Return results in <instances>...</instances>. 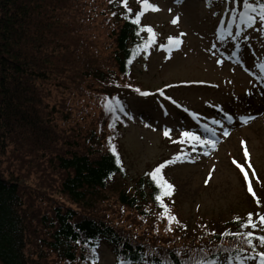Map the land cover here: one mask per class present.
Returning <instances> with one entry per match:
<instances>
[{"label": "trees", "instance_id": "trees-1", "mask_svg": "<svg viewBox=\"0 0 264 264\" xmlns=\"http://www.w3.org/2000/svg\"><path fill=\"white\" fill-rule=\"evenodd\" d=\"M127 6L129 19L109 0H0V264H97L102 246L116 264L216 263L264 251L260 235L240 227L264 212L259 178L248 210L212 225L200 216L191 224L174 193L163 197L179 221L171 231L145 175L153 169L128 179L118 124L128 98L140 96L134 67L157 36L134 55L148 34L136 35ZM106 97L123 111H105ZM248 230L254 250L230 235Z\"/></svg>", "mask_w": 264, "mask_h": 264}, {"label": "rangeland", "instance_id": "rangeland-1", "mask_svg": "<svg viewBox=\"0 0 264 264\" xmlns=\"http://www.w3.org/2000/svg\"><path fill=\"white\" fill-rule=\"evenodd\" d=\"M149 2L159 11L144 12L143 23L156 28L162 41L179 36L182 43L170 51L156 48L135 66L134 78L142 88L166 87L168 98H162V103L152 97L132 99L131 116L119 125L122 162L131 180H136L153 165L183 153V159L164 167L182 215L191 224L197 216L210 219V225L229 220L248 210L244 183L233 161L244 167L249 178L252 170L257 171L264 183V70L260 67L264 65V25L258 21L252 27L243 24L240 32H221L216 24L222 13L217 12L225 8L220 5L208 6L204 0ZM128 4L134 9L139 5L137 0ZM235 7L230 3L229 10ZM174 17L179 18L176 24L171 23ZM231 22L226 21L228 26ZM158 106L166 109L162 112ZM241 117L252 119L244 123ZM165 129H171L169 137L163 135ZM183 131L215 141V147L197 144L193 151L191 145L178 142ZM257 227L264 231V226ZM99 262L114 264L115 258L102 247ZM218 264H259V260L222 257Z\"/></svg>", "mask_w": 264, "mask_h": 264}, {"label": "snow or ice", "instance_id": "snow-or-ice-1", "mask_svg": "<svg viewBox=\"0 0 264 264\" xmlns=\"http://www.w3.org/2000/svg\"><path fill=\"white\" fill-rule=\"evenodd\" d=\"M208 4L211 3V0H206ZM109 3H116L118 5H123L125 11L122 13L125 19H129V14L132 12L130 8L127 6V0H109ZM137 3L140 5V11L135 13L134 18L131 19V22L134 25L138 26V31L136 33L137 36H139L140 32H147V39L143 40L141 44L137 45L136 49L134 50V55L139 54L141 50L147 51L149 47H151L153 44H155V38H156V33L154 32L153 28L151 26H140V20L141 16L144 14V12L151 10V11H159L158 6L152 4L149 2V0H137ZM243 11L239 13L240 16V21L242 24H244L247 27H252L253 25L257 24V21L260 22L261 25H264V0H254V2H250V0H243ZM235 11V9H233ZM255 13V15H253ZM112 15H116V13H112ZM178 17H174L171 20V23L176 24L178 22ZM184 34L181 33L180 36H183ZM239 35V33H237ZM168 43H167V49L170 51L173 48H178L180 44L182 43V40L180 37H168L167 38ZM161 48H165V45H160ZM218 63L220 61H217ZM129 63H131V60H129ZM262 70H264V65L260 66ZM125 87H131V85H125ZM137 93L140 95L147 96L149 93L147 92H141L140 89H135ZM161 94H163L161 92ZM113 101H115V104H113ZM104 110L110 113H114L116 111V108L119 107L120 111H123V107L120 104V101L116 100V98H104V104H103ZM195 118V114H193ZM227 119L229 122H231L232 117L227 116ZM252 119V117H241V120L244 123H247L248 120ZM213 123H220V121H213ZM112 125H110L111 127ZM206 130L213 131L211 129H207L205 126ZM171 133V129H165L163 132V135L165 137H169ZM225 134H227V130H225ZM179 143H188L189 145L192 146V150L195 151L196 145H203V146H208V147H215V141L208 140L206 138H202L201 136L197 135L194 132L191 131H183L180 133V138L178 140ZM243 143V142H242ZM109 150L113 153L114 156H116V163L117 165L120 164V159L119 156L116 153V149L114 145L111 144L109 141ZM207 154V153H205ZM244 155L245 157H248V151L245 148L244 150ZM184 154H178L175 156L173 159L165 161L158 165L156 168H154L151 172L145 173L147 177L150 178V181L155 184L156 188L159 189L158 193L155 194L154 199L157 202L158 206L162 209V212L160 213V218L161 219H166L168 222V227L167 230L171 231V225L173 223L179 224V221L177 218L170 213L169 207L164 203V200L162 199L163 197H171L174 191V186L170 184L163 176L162 174V169L168 165L175 163L177 160L183 159ZM234 164H236L237 168L243 173V178L245 182L248 184L247 190L249 193H252L253 196H255V193L253 192L252 189V184L249 182V174L247 171H245L244 167L238 164L236 161H233ZM251 164L248 165V168H251ZM253 176H255V172L252 173ZM207 183V181H205ZM257 203L259 201L257 200ZM240 218L237 217V220ZM259 222L260 226H264V215H259ZM257 224L253 220V214L249 213L247 216L246 221H242L240 224V227L245 228V229H255L257 228ZM230 235H233L235 237H242L243 241L248 244L250 247H253V237H254V232L251 230L245 231V232H234L230 233ZM259 241V244L261 246H264V235H260L258 237H255ZM79 243V241H77ZM254 250V247H253ZM92 252H94V249H91ZM257 257L259 258V264H264V251L258 252ZM194 264H215L214 261H208L205 262L204 260H196L194 261Z\"/></svg>", "mask_w": 264, "mask_h": 264}]
</instances>
